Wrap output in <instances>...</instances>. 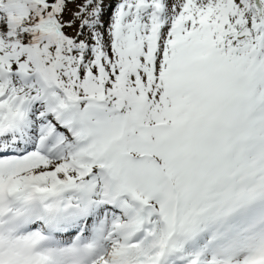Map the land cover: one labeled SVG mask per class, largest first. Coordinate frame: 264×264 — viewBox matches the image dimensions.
Returning a JSON list of instances; mask_svg holds the SVG:
<instances>
[{
  "label": "snow or ice",
  "instance_id": "1",
  "mask_svg": "<svg viewBox=\"0 0 264 264\" xmlns=\"http://www.w3.org/2000/svg\"><path fill=\"white\" fill-rule=\"evenodd\" d=\"M0 264H264V0H0Z\"/></svg>",
  "mask_w": 264,
  "mask_h": 264
}]
</instances>
